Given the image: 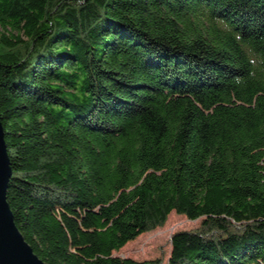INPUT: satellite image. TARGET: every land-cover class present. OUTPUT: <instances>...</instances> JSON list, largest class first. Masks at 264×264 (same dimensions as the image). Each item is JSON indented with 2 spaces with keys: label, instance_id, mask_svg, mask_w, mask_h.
<instances>
[{
  "label": "trees",
  "instance_id": "obj_1",
  "mask_svg": "<svg viewBox=\"0 0 264 264\" xmlns=\"http://www.w3.org/2000/svg\"><path fill=\"white\" fill-rule=\"evenodd\" d=\"M0 122L45 264H264V0H0Z\"/></svg>",
  "mask_w": 264,
  "mask_h": 264
},
{
  "label": "water",
  "instance_id": "obj_2",
  "mask_svg": "<svg viewBox=\"0 0 264 264\" xmlns=\"http://www.w3.org/2000/svg\"><path fill=\"white\" fill-rule=\"evenodd\" d=\"M11 168L0 122V264H45L33 251L14 223L6 201Z\"/></svg>",
  "mask_w": 264,
  "mask_h": 264
},
{
  "label": "rangeland",
  "instance_id": "obj_3",
  "mask_svg": "<svg viewBox=\"0 0 264 264\" xmlns=\"http://www.w3.org/2000/svg\"><path fill=\"white\" fill-rule=\"evenodd\" d=\"M200 220L201 217L189 219L183 214L172 211L164 224L139 234L118 250H114L113 254L136 260L161 258L165 261L171 250L172 233L183 229H193L199 225Z\"/></svg>",
  "mask_w": 264,
  "mask_h": 264
}]
</instances>
